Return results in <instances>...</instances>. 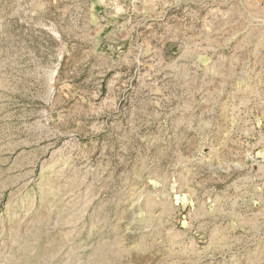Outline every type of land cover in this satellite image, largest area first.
<instances>
[{"label":"rangeland","instance_id":"1","mask_svg":"<svg viewBox=\"0 0 264 264\" xmlns=\"http://www.w3.org/2000/svg\"><path fill=\"white\" fill-rule=\"evenodd\" d=\"M0 264H264V0H0Z\"/></svg>","mask_w":264,"mask_h":264}]
</instances>
